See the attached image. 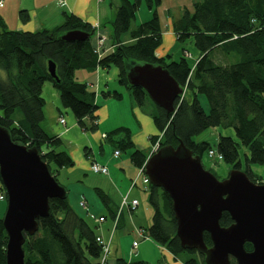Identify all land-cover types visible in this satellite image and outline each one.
Returning <instances> with one entry per match:
<instances>
[{"label": "trees", "instance_id": "16d2710c", "mask_svg": "<svg viewBox=\"0 0 264 264\" xmlns=\"http://www.w3.org/2000/svg\"><path fill=\"white\" fill-rule=\"evenodd\" d=\"M142 2L123 0L112 23L115 50L102 58L95 52L92 38L77 43L62 40L70 31L94 32L90 24L72 14L65 13L60 26L38 32L10 30L0 17V126L9 131L13 141L36 148L59 182L61 171L73 168L75 162L61 149V138L48 134L42 127L45 83L57 89L63 107L72 111L81 130L96 133L100 106L87 84L76 79V72L115 66L119 71V84L127 89L137 107L143 108L151 100L142 88L131 86L128 72L135 65H161L185 89V94L176 102L174 114L151 102L154 108L149 114L158 130L157 135L150 137L151 145L159 143V149H176L183 144L203 161L205 155L215 150L208 142L195 141V137L214 128L232 129L237 140L219 135L215 152L222 156V162L209 160L229 165L231 170L241 169L254 183L264 184V179L252 172L253 166H264V0H201L195 2L193 13L185 11L175 20L177 41L192 42L199 53L194 66L188 56L177 61L171 56L157 57L156 50L163 40L157 11L161 0H145L152 17L133 28ZM20 19L27 22L28 13L20 12ZM126 36H129L128 41ZM217 53L222 61H216ZM50 62L55 64L56 79L49 73ZM200 95L206 97L209 113L199 101ZM102 96L122 100L119 92H104ZM105 139L116 144L120 154L133 150L131 160L137 169L143 167L152 151V148L151 151L137 149L131 130L126 127L110 131ZM241 148L247 151L245 167ZM146 191L154 211L152 226L145 229L146 237L175 259L182 254L194 256L184 264H206L204 254L182 248L170 196L151 184ZM96 193L114 223L119 210L114 211L112 200L102 190L97 189ZM68 198L67 191L66 199L51 200L49 216L38 222L39 231L34 236L25 234V264H101L103 245L98 241L99 224L89 216L95 223L91 225L79 215ZM121 215L122 212L117 227ZM220 224L229 227L233 220L224 213ZM204 241L208 247L212 246L208 233L204 234ZM7 243L2 218L0 264H6ZM245 248L253 249L248 243ZM116 264L150 263L119 258ZM231 264L237 263L231 259Z\"/></svg>", "mask_w": 264, "mask_h": 264}, {"label": "water", "instance_id": "95a60500", "mask_svg": "<svg viewBox=\"0 0 264 264\" xmlns=\"http://www.w3.org/2000/svg\"><path fill=\"white\" fill-rule=\"evenodd\" d=\"M96 33L70 31L67 43L90 40ZM49 73L56 79L55 64ZM131 86L142 88L151 102L169 114L185 89L161 65L142 64L128 72ZM145 174L154 187L164 190L173 201L177 236L185 250L205 255L206 264H264V184L251 181L241 169L230 170L219 180L204 167L202 158L180 144L176 149H158L145 163ZM0 182L7 195L3 223L8 243L6 264H25V234L39 231V220L50 213V201L66 199L67 190L52 175L36 148L13 141L0 126ZM228 213L233 224L222 227ZM208 233L212 246L204 241ZM253 249L247 251L246 244Z\"/></svg>", "mask_w": 264, "mask_h": 264}, {"label": "crops", "instance_id": "0c3cea01", "mask_svg": "<svg viewBox=\"0 0 264 264\" xmlns=\"http://www.w3.org/2000/svg\"><path fill=\"white\" fill-rule=\"evenodd\" d=\"M197 1L201 0H161V5L158 7L157 11L160 18L163 40L161 46L156 50L157 57L162 58L171 56L174 61H177L182 57L188 56L186 58L189 60L192 66L196 64L199 59L198 51L196 49L192 50L189 48L190 46L181 44L177 41L173 23L175 20L181 18L185 11L193 13L194 4ZM64 3V6H60L58 4V0H4L3 5L0 7V17L10 30L38 32L42 30H52L55 27L60 26L64 22L65 13H69L81 19L83 22L90 24L96 30L94 38H92L93 46L98 43L99 37L104 36L103 38L106 39L103 48V53H105L104 56L111 54L115 50L114 43L111 39V36L113 35L112 23L115 20L117 11L122 5L123 0H64ZM143 7L144 6L142 2L140 12H142ZM22 11H26L29 15V20L25 23L20 19V12ZM148 12L151 17L152 12L149 9ZM144 22L146 21H141V23H139L136 18L134 26L137 27ZM128 37L129 36H126L125 38L127 41L129 39ZM76 79L79 82L87 84L89 91L95 94V100L98 105L100 104V99L103 97L102 94L104 92L111 91L122 94L121 88H119L122 87L119 84V71L115 66H111L110 68L106 69L99 67L94 72L78 70L76 72ZM111 85H115V91L111 90V88H114L111 87ZM43 98L46 102V110L49 111V113L51 112L50 116H52V123L48 124V122H44L42 127L48 134L56 135L61 138L63 141L62 150L67 151L75 162V166L73 168L63 169L59 176L60 178L62 174L65 173L66 181L69 183V185L66 183V185L63 186L69 190L68 196H70L72 186L79 185L78 183H81V181H79L80 179H82L88 173H92L90 168L92 162L95 161L101 165L107 166L109 169L108 175L93 173L94 175H98L96 178L98 177L99 179L95 180L96 190H102L110 197L112 201L113 196H116L120 202L122 197L124 198L128 195L130 200L137 199L139 201L138 207H140L139 198L135 196L131 198L132 192L136 190V188L131 190L132 181L135 180L138 175V169L133 165L131 160V154L133 150L128 155V157H124L122 152L119 157H115V151L118 150L117 145H112V143L105 139V136L110 131L120 127H126L130 129L133 135L132 127L125 126L123 125L124 123L121 122H110L106 131L101 130L102 125H104L106 122L104 121L103 117H107L108 115V112H105V109L102 107L106 106V104H103L100 106V109L97 113L99 117V131L96 133H87L81 130V128L78 126L76 118L71 110L63 107L59 92L53 87L51 83H45L43 86ZM123 98L124 95L122 94V99ZM111 99L113 98H109V100ZM133 104L131 100V107L135 110V107L137 106L135 104L133 106ZM137 108L139 109V114L144 117L146 111H144L142 108ZM62 118L65 119V124L60 123ZM147 119V128L140 136L142 143L137 139V137L133 136L132 141L134 142L137 149L151 151L152 145L150 137L157 135L158 130L155 127L153 120H151L149 116ZM97 145H99V147H97ZM259 167L260 166H253L252 172L264 179V166L263 169H260ZM209 168L210 170H213L212 167ZM230 170L231 169L228 167L216 169L218 173L225 176L229 175ZM75 179H77V181L72 182V180ZM122 179L124 182L120 183ZM116 183L121 184V194L117 190ZM76 187L82 191V196L85 198V200L80 198L79 204L85 201L88 204V209H90V202L86 198V193H84L86 190L84 188H79V186ZM137 189L143 192V186L140 181L138 182ZM2 191L3 188L2 184L0 183V192ZM88 197H90L89 193ZM90 198L92 199V197ZM2 202H4V200H0V219L3 218L6 212V208L4 205L2 206ZM128 211L130 210L128 209ZM94 215L97 216L95 213ZM103 216L104 215H100L98 218ZM107 222L108 220L106 219L103 223H98L99 228L97 229V233L101 235L103 240H105V235L101 233L102 230L105 229L109 231L111 229L112 233L114 226V223H112V227H109ZM95 223L97 224V222ZM123 225L121 226L120 224L119 227L123 228ZM119 227H117L116 230L120 229ZM137 238L138 241L135 242H138L139 245L137 249L134 250L133 255L138 251L141 240H150V238L141 239L138 236ZM161 250L162 252L166 253L164 254V264H184V261L175 259L174 256L166 249L161 248ZM119 258L123 257L116 256L111 258L109 252L107 264H116V260Z\"/></svg>", "mask_w": 264, "mask_h": 264}, {"label": "rangeland", "instance_id": "374dc122", "mask_svg": "<svg viewBox=\"0 0 264 264\" xmlns=\"http://www.w3.org/2000/svg\"><path fill=\"white\" fill-rule=\"evenodd\" d=\"M143 6L144 7H143L142 12H140L141 9H139V11L137 13V20L139 23H141V21L147 22L152 17V15L150 17V14L148 12V7H147L145 0H143ZM147 14H148V16H147ZM134 25H135V23H133V28H135ZM102 37H104V36H101L99 38H102ZM92 38H94V36ZM186 45L190 46L189 48H191L192 50H195V47H194L192 42L189 41L186 43ZM104 54L105 53L102 52L101 56H104ZM216 61L217 62L222 61L221 55H219V53L216 54ZM114 86L111 85V87H114ZM119 88H121L122 94L124 95V98L122 100H114V99L109 100V99H105L104 97H101V99H100L99 106L106 104V106H102V107L105 109V112L106 111L108 112L107 117H103L104 121H106V122L104 125H102L101 130L106 131V129H108V127H109L110 122L111 123L121 122V123H124L123 125H125V126L132 127V130H133L132 136L137 137V139L142 143L140 136L144 132V130L147 128V123H148L147 117L149 116L150 119L152 120V117L150 116L149 113H151V111L153 110L154 105L149 101L147 103V105L142 108L144 111H146V113L144 114V117H142L141 114H139V109L137 107H135L136 108L135 110L132 109L131 100H132V104L134 103L136 105V103L133 101V98L130 95V93L127 91V89H125L124 87H119ZM114 89H115V87L111 88L112 91H115ZM199 101H201L203 108H205L207 113H209V104H208L206 97L204 95H200ZM134 104H133V106H134ZM50 109H51V107H50ZM50 113H49V111L46 110V107H45L44 108V114H45L44 122H46V123L48 122V124L52 123V120H51L52 116H50ZM44 122H43V124H44ZM220 134H223L226 136H231L235 140H237L235 137V133L232 129H220V128H214V129L207 130L202 135L195 137L194 140L197 142H202V141L208 142L213 147V149L216 151ZM112 145H113V143H112ZM97 147H99V145H97ZM152 148H153V146H152ZM131 152H132V150H128L126 152L123 151L122 153H123L124 157H128V155ZM240 153H241V160L243 163V167H245L244 155L247 154V151H246V149L241 148ZM203 164H204V167L208 170H210L209 167H212L213 170L211 169L210 171L219 180H224L225 178H227V176L218 173V171H216V169L226 168V167L230 168L229 165H226L224 163L216 164L213 160H209L207 155H205L203 157ZM259 168L263 169V167H259ZM96 176H98V175H94L93 173H88L82 179H80L79 181H81V183H78L79 185L72 186L68 200H69V203L72 206V208L74 209V207H75L74 210L79 215L84 217L91 225H94L95 223L89 219V215L87 214V212L85 210H83L79 205L80 198L82 200H85V198H83V196H82V194H83L82 191L77 189L76 186H79V188H84L86 190V192L84 191V193H86V198L90 202V205H89L90 206V209H89L90 215L95 216L94 215V213H95L97 215V216H95L96 218H98V216H100V215L107 216L108 217L107 223H108L109 227H112L111 225L113 223V219L110 216L109 211L102 204L101 199L99 198V196L96 193V186H95L96 182H95V180H99L98 177L96 178ZM100 177H101V175H100ZM59 180H60V183H62L61 184L62 186L66 185V183H67V185H69V183L66 181L65 173L62 174V176L59 178ZM73 181H77V179L72 180V182ZM123 182H124V180L122 179L120 181V183H123ZM120 183L119 184L116 183V187H117V190L119 191V193L121 194V191H122L121 188L122 187H121ZM130 185H131V183H130ZM67 191H69V190L67 189ZM88 193L90 194V197H92V199L90 197H88ZM134 196L139 198L140 207H138L137 210L134 212L128 211L127 208L122 209L120 224H121V226L124 224L123 228L119 227L120 229H117L113 236L111 233V229L109 231L104 229L101 232L105 235V240L107 241V243L111 239L110 257L114 258L117 256V257L126 258L127 260H130V261L143 260V261H146L150 264H164V262H165L164 261V257H165L164 254H166V253L162 252V250H161L162 247H160L159 245L154 243L151 239L150 240L148 239L147 241L141 240L138 251L136 253H134V255H133V252H134L133 244L135 241H138V238L136 235V230L140 227L148 230L152 226V222H153L152 219H153V213H154V211H153V209L149 203L148 191L141 192L140 190H138L136 188V190H134L132 192L131 198H133ZM122 198L120 199V202H119V199L116 198V196L112 197V199H113L112 203H113L114 208H115L114 211L115 210L118 211L121 209V201H123ZM7 204H8L7 200H4V202H2V206L4 205L6 209H7ZM192 257H194V256L190 255V254H182L178 257V260L186 261L187 259H190Z\"/></svg>", "mask_w": 264, "mask_h": 264}, {"label": "built area", "instance_id": "2783aa9c", "mask_svg": "<svg viewBox=\"0 0 264 264\" xmlns=\"http://www.w3.org/2000/svg\"><path fill=\"white\" fill-rule=\"evenodd\" d=\"M3 2L4 0H0V7L3 5ZM58 4L60 6H64L65 3H64V0H58ZM105 38H99L98 39V43L96 44L95 47V52L100 56V58L104 57V56H101L102 55V52H103V48H104V45H105ZM65 119L62 118L60 120V123L61 124H65ZM159 149V143H156L155 146H153L152 148V151H151V154L152 155L153 153L157 152V150ZM120 156V152L119 151H116L115 152V157H119ZM208 159H213L215 160L216 162H222L223 158L220 154H218L217 152L215 151H210L208 153ZM91 172L94 173V174H101V175H108L109 174V169L107 166H104V165H101L97 162H92L91 164ZM141 182L142 183V186H143V191H146L148 190L149 188V185H150V180L149 178L146 176L145 174V164L143 165V167L139 168L138 169V175H137V178L135 180L132 181V185H131V190L132 189H135L137 188V185H138V182ZM6 199V195L4 192H0V200H5ZM139 205V201L137 199H134V200H130L129 196H125L123 198V201H122V206H121V209L122 208H128L132 211H135L137 210V207ZM80 206L86 210L88 212V215L95 220V222L97 223H103L105 221V219L103 217H100V218H96L95 216L93 215H90L89 211H88V204L87 202L83 201L80 203ZM121 214V210L119 211L118 215H117V218L116 220L114 221V226H113V230H112V236L114 235L115 231H116V228L118 226V220H119V216ZM136 234L138 237H140L141 239H147L148 237H146V230L144 228H138L136 230ZM111 236V237H112ZM98 241L100 242V244L103 245V258H102V261H101V264H107V258H108V255H109V252H110V244H111V239L110 241L107 243V241L103 240L102 237H99ZM139 243L138 242H134L133 244V250H136L137 247H138Z\"/></svg>", "mask_w": 264, "mask_h": 264}]
</instances>
